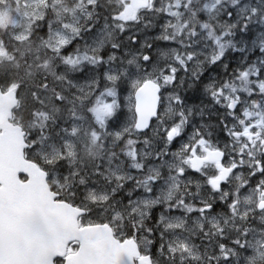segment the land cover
Masks as SVG:
<instances>
[{
    "label": "snow or ice",
    "instance_id": "1",
    "mask_svg": "<svg viewBox=\"0 0 264 264\" xmlns=\"http://www.w3.org/2000/svg\"><path fill=\"white\" fill-rule=\"evenodd\" d=\"M0 264H264V0H0Z\"/></svg>",
    "mask_w": 264,
    "mask_h": 264
},
{
    "label": "rangeland",
    "instance_id": "2",
    "mask_svg": "<svg viewBox=\"0 0 264 264\" xmlns=\"http://www.w3.org/2000/svg\"><path fill=\"white\" fill-rule=\"evenodd\" d=\"M127 95H128V93L126 95H123V93H122V96L125 98V106L123 108V112H122V115H121V125L126 123L128 121V119H129V117H130V113L128 112V106H127V103H126Z\"/></svg>",
    "mask_w": 264,
    "mask_h": 264
},
{
    "label": "trees",
    "instance_id": "3",
    "mask_svg": "<svg viewBox=\"0 0 264 264\" xmlns=\"http://www.w3.org/2000/svg\"><path fill=\"white\" fill-rule=\"evenodd\" d=\"M123 93V95H126L127 93L126 92H122Z\"/></svg>",
    "mask_w": 264,
    "mask_h": 264
}]
</instances>
